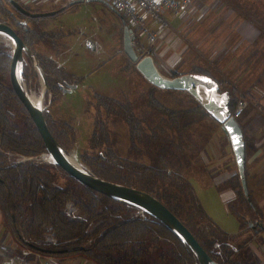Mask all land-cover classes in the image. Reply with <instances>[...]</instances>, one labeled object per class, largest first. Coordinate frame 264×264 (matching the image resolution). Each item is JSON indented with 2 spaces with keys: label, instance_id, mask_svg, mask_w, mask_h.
<instances>
[{
  "label": "trees",
  "instance_id": "16d2710c",
  "mask_svg": "<svg viewBox=\"0 0 264 264\" xmlns=\"http://www.w3.org/2000/svg\"><path fill=\"white\" fill-rule=\"evenodd\" d=\"M4 3L8 2L0 0V12L8 17L33 52L45 78L49 103L53 105L62 94L63 87L77 83L76 78L55 58L34 49L35 43L50 42L56 36L44 30H32L27 27V23L23 25L21 21L24 19L28 21L41 17H26L14 8L10 13ZM121 16L127 24L124 16ZM9 50L5 43L0 42V213L5 227L17 243L39 256L42 253L81 255L97 264H197L190 248L149 214L143 212L141 215L138 208L97 193L68 175L66 184L58 185L55 170L61 169L56 165L38 164L30 160L12 161L14 154L32 157L45 152V148L31 117L8 82ZM25 61L34 67L24 54L23 64ZM189 72L213 78L203 70L193 69ZM21 75L22 78L27 77L24 66ZM167 75L179 74L173 72ZM213 79L219 84V91L229 93L232 114L237 102L243 97L237 88L223 85L217 78ZM159 89L151 85L147 93L148 107L161 116L155 124L148 118L138 117L133 103L128 100L94 94L93 103L88 105H93L95 109L88 146L96 152L89 154L82 151L79 159L91 173L102 179L133 186L155 196L180 219L208 255L218 263L241 264L232 258L233 251L227 245L235 237L210 218L192 182L183 172L190 164L185 152L188 137L185 134L186 139L182 136L184 131L206 118L215 120L187 92L163 89L184 92L194 102L193 107L172 111L155 97L154 91ZM243 95L250 98L248 93ZM101 110L107 116L120 117L126 124L130 158L120 156L113 146L114 141L110 139L107 121L102 119ZM43 116L50 133L67 152L68 146L76 140L74 123L62 119L59 121L60 128L56 130L45 109ZM161 123L167 124L176 135H165ZM154 148L157 149L154 163H146L144 157ZM180 167H183L182 171ZM229 183L238 203L258 215L257 221L244 222L251 224L254 231L264 227L261 212L251 203L249 194H244L238 174ZM71 206L75 211L73 215L68 212ZM229 210L235 211V208L230 204ZM235 213L242 227L244 214ZM45 236H50L53 241L45 242ZM216 243L218 249L214 246Z\"/></svg>",
  "mask_w": 264,
  "mask_h": 264
},
{
  "label": "rangeland",
  "instance_id": "374dc122",
  "mask_svg": "<svg viewBox=\"0 0 264 264\" xmlns=\"http://www.w3.org/2000/svg\"><path fill=\"white\" fill-rule=\"evenodd\" d=\"M36 1L37 0H31V2H25V8L33 12L41 9V11H46L43 9L47 8L51 10L59 9L65 6L63 10L54 15L41 17L35 20L28 19L27 27L36 31L44 30L56 36V38L50 42L44 41L43 43L53 48L59 47L58 45H60L58 54L64 61L68 72L76 78L77 83L76 87L71 91L62 92L53 105H50V103L47 105L48 101H50L47 88L46 86L43 87V82L38 71L25 61L23 66L26 69L27 77L22 78L24 90L26 93L33 92L35 94H42V108L46 110L48 119L56 130L60 128L59 121L62 119L74 123L77 132L76 140L72 145L68 146L66 153L75 155L77 161L88 169L86 165L80 161L79 153L82 151L89 154L96 152V150L90 149L88 146V138L93 129V117L95 114L93 105H88L93 103V95L99 94L119 100H128L133 103L134 111L138 117L148 118V121L155 124L160 120L161 116L152 111L147 105V93L151 90L152 84L142 77L134 67V63L123 53L122 23L119 17L106 4L98 1H83L72 5H68V2L71 0L68 2H66V0H61L57 4H53L54 0H38L39 3ZM64 2L65 4L62 5ZM4 5L8 12L11 13L14 10L9 3H4ZM189 10L190 7L181 15L188 24L184 30V39L182 43L178 44L177 47L175 46L176 43L169 47H166L167 44L163 43L161 49H165V52L161 58L156 60L155 63L157 67L166 74L173 72L182 74L193 69L203 70L215 76L223 85L227 84L229 87H235L225 79L223 80L219 77L214 71L205 50L197 46V42L194 39V34L197 31H190L188 28L194 26L197 21H199V25L201 26V19L196 20V13L194 15L193 11L190 14ZM0 20L11 23L8 17L1 12ZM208 22L209 21L206 20L204 21L205 24H202L204 29ZM177 23V20L172 21V25H177ZM0 42L5 43V45L10 48V44L5 37H0ZM176 42L180 43L179 40ZM41 43L42 42H37L34 44V49L37 52L46 55L52 53L50 51L51 48ZM156 48H158V46H156ZM154 53L152 56H154ZM57 63L59 64V62ZM154 95L172 111L179 112L193 107L194 105L193 100L184 92H168L159 89L154 91ZM101 115L102 119L107 121L110 139L112 142L114 141L113 146L117 152L122 157L130 158L128 152V128L126 124L120 117L115 115L107 116L102 110ZM206 119L205 121H213L209 118ZM205 121L193 124L184 131L182 135L184 137L185 134L186 137H188L186 140L187 147L185 152L190 161V164L187 165L188 167L184 168L183 172L186 175L188 174L187 177L205 203L206 210L211 215L213 214L216 218H219L222 210L217 207H212L205 202L206 199L204 195L211 194L212 190H207L206 186L202 187V183L196 180V175H199V177L205 181L203 184L205 185L207 182H211L213 178L212 171L209 169L203 170L204 167L199 162V153L209 139L211 131V124ZM161 127L165 130L164 133L168 135V137H174L176 135L174 131L168 128L167 124L161 123ZM153 150L154 151L149 152V155L144 157L146 163H154L153 158H156L157 149L154 148ZM44 155L50 154L42 152L32 157L14 154L12 155V161L30 160L38 164L55 165L52 161H45L43 159ZM188 159L186 161L184 160L185 163ZM222 163H220V165ZM182 169L183 167H180L181 171ZM55 175L58 185L63 186L66 184V173L62 170H55ZM191 175L195 177L193 178ZM231 206L233 209L235 208L237 212L249 213L247 208H243V206L238 203V199H235ZM72 208V206L68 207L70 215L75 213ZM235 211H229L230 213L225 217L226 223L224 224L231 230H236L239 223ZM245 215L247 216V214ZM254 218L255 215H253V219ZM48 237L50 236H45V239ZM246 239L247 236H244L240 241L236 242V245L239 247V252L235 258L244 263L264 264V234H259L257 238L251 239L245 244L244 241ZM48 241H50V239L45 240V242ZM18 248L32 252L26 253V255H20L24 256L27 260H31L34 257L33 251L22 246H18ZM215 248L218 249V246H215ZM40 259L47 264H97L81 255L59 256L42 253L40 254Z\"/></svg>",
  "mask_w": 264,
  "mask_h": 264
},
{
  "label": "crops",
  "instance_id": "0c3cea01",
  "mask_svg": "<svg viewBox=\"0 0 264 264\" xmlns=\"http://www.w3.org/2000/svg\"><path fill=\"white\" fill-rule=\"evenodd\" d=\"M59 1L61 0H54L53 4H57ZM68 1L66 0V2ZM19 2L25 5V2H31V0H19ZM36 2L39 3L38 0ZM64 4L65 2L62 5ZM189 7L190 14L194 11L193 14L196 13L195 19H201V26L197 21L194 26L188 29L197 31L194 34L196 44L205 50L214 71L223 80L225 79L235 86L241 94L248 93L250 95L249 103L237 120L241 126L245 143V179L248 194L251 203L261 212V220L264 222V0H191ZM41 10L33 12H41ZM43 10L49 11L51 9ZM165 16L170 20V28L160 29L158 24L150 23L153 30L159 34L156 45L158 48H156L153 56L155 62L165 52V49H161L163 43L167 44L166 47L172 46L174 43L177 47L178 44L182 43L184 30L188 25L185 18L181 16L173 19L169 17L168 13H165ZM173 20L178 21L177 25H172ZM206 20L209 22L206 23L204 29L202 24H205L204 21ZM177 40L180 43H177ZM41 44L45 43L42 42ZM44 46L51 48L52 53L48 55L66 68L64 61L58 54L60 45L56 48L47 44ZM66 70L68 71L67 68ZM213 78L216 77L213 76ZM205 122L211 124V131L209 139L199 153V162L204 167L203 170L212 171L213 178L211 182H207L205 185H203L205 181L199 175H196V180L202 183V187L206 186L207 190H212V193L205 194L204 198L208 205L222 210L219 218L206 210L205 203L199 193L196 192L210 218L221 229L235 237L227 243L233 251L232 258L241 264H251L235 258L239 252L236 242L247 236L248 240L246 239L247 241L245 240L244 243H248L251 239L257 238L259 234H264V227L254 231L251 224L244 222L258 220V215L250 210L249 213H243L242 227L240 222L236 230L228 229L225 226V217L230 213L229 205L236 198L235 191L229 181L238 174L237 167L228 135L221 124L216 121ZM191 177L194 178L195 176L191 175ZM253 215H255L254 219ZM18 246L20 244L5 227L0 213V264H5L24 252L32 253L18 248ZM33 254L34 257L31 261L44 262L39 255Z\"/></svg>",
  "mask_w": 264,
  "mask_h": 264
},
{
  "label": "water",
  "instance_id": "95a60500",
  "mask_svg": "<svg viewBox=\"0 0 264 264\" xmlns=\"http://www.w3.org/2000/svg\"><path fill=\"white\" fill-rule=\"evenodd\" d=\"M6 1L16 11L30 18L51 16L65 8V6H62L59 9L32 12L24 8L16 0ZM83 1H98L104 3L119 17L123 25V53L134 63L136 70L147 82L160 89L182 90L187 92L217 123L221 124L228 135L240 183L244 194L247 195L248 191L245 179V143L241 126L229 109V93L227 91H219V84L217 81L208 75L185 72L179 75L169 76L157 67L151 54H145L138 58L131 46V41L133 40L132 29L125 23L121 14L106 0H71L68 2V5ZM21 23L25 25L26 21H21ZM0 31H3L11 39V49L7 68L10 87L31 117L42 139L45 152L51 155L52 162L68 176L93 191L130 204L157 219L190 248L196 258L197 264H221L208 255L189 229L155 196L133 186L102 179L91 173L84 166L77 167L67 160L65 155L66 152L52 136L47 127L43 116V108L35 105L29 100L27 93L22 88L14 73L15 63L19 60V76L22 81L21 73L25 54L34 68L38 71L43 82V87L46 86L44 75L35 61L33 52L24 43L11 23L0 20ZM75 87L76 84H69L67 87H63L62 91L68 92ZM47 105H49V101ZM234 137L238 138L239 143L234 144Z\"/></svg>",
  "mask_w": 264,
  "mask_h": 264
},
{
  "label": "built area",
  "instance_id": "2783aa9c",
  "mask_svg": "<svg viewBox=\"0 0 264 264\" xmlns=\"http://www.w3.org/2000/svg\"><path fill=\"white\" fill-rule=\"evenodd\" d=\"M116 10H118L128 22L132 29L133 47L138 58L145 54H151L156 50V42L159 38L157 31L153 30L151 22L159 25L160 29L170 28V20L165 16L169 14L170 18L180 17L189 8L191 0H106ZM167 18V19H166ZM127 24V25H128ZM241 94V93H240ZM244 97L243 94H241ZM249 103L247 98L240 99L232 115L238 118L245 106ZM259 110L260 108L257 107ZM138 213L143 212L138 209ZM48 242H52L53 239ZM45 239V240H47ZM218 246V243L215 244ZM26 255V252L23 253ZM6 264H47L46 262L27 260L24 256L12 258Z\"/></svg>",
  "mask_w": 264,
  "mask_h": 264
},
{
  "label": "bare ground",
  "instance_id": "6f19581e",
  "mask_svg": "<svg viewBox=\"0 0 264 264\" xmlns=\"http://www.w3.org/2000/svg\"><path fill=\"white\" fill-rule=\"evenodd\" d=\"M0 37H5L7 39V41L9 42V44H11V39L3 31H0ZM14 73H15L17 80L20 82L22 88L24 89L23 83H22L20 76H19V60H17L15 63ZM27 96L32 103H34L35 105H37L39 107H42L43 96L41 93L40 94H35L33 92L27 93ZM65 155H66L67 160L69 162H71L73 165H75L77 167H82V165L77 161L75 155L67 154V153ZM43 159L45 161H52L51 155H44Z\"/></svg>",
  "mask_w": 264,
  "mask_h": 264
},
{
  "label": "snow or ice",
  "instance_id": "6c2138e0",
  "mask_svg": "<svg viewBox=\"0 0 264 264\" xmlns=\"http://www.w3.org/2000/svg\"><path fill=\"white\" fill-rule=\"evenodd\" d=\"M233 142H234V144L239 143L238 138L234 137V138H233Z\"/></svg>",
  "mask_w": 264,
  "mask_h": 264
}]
</instances>
